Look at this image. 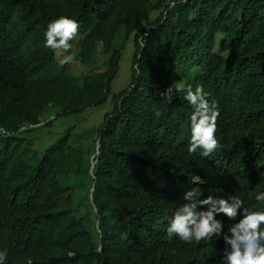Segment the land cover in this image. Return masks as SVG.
<instances>
[{
    "label": "trees",
    "instance_id": "1",
    "mask_svg": "<svg viewBox=\"0 0 264 264\" xmlns=\"http://www.w3.org/2000/svg\"><path fill=\"white\" fill-rule=\"evenodd\" d=\"M60 15L80 25V75L45 47ZM173 82L203 85L234 158L262 159L264 0H0V226L26 238V264H184L166 230L196 154L192 106L162 95ZM52 115L71 120L56 130Z\"/></svg>",
    "mask_w": 264,
    "mask_h": 264
},
{
    "label": "clouds",
    "instance_id": "2",
    "mask_svg": "<svg viewBox=\"0 0 264 264\" xmlns=\"http://www.w3.org/2000/svg\"><path fill=\"white\" fill-rule=\"evenodd\" d=\"M79 27L67 15L48 23L45 47L58 55L69 51L61 63L72 59L70 41L80 38ZM177 93L193 108L188 152L196 157L181 166L187 190L168 216L167 235L176 239L184 264H264V154L233 157L235 137L220 126L219 106L209 103L203 85L173 82L162 95L171 102ZM234 173L237 189L228 182ZM26 245L16 226H0V264H26Z\"/></svg>",
    "mask_w": 264,
    "mask_h": 264
},
{
    "label": "rangeland",
    "instance_id": "3",
    "mask_svg": "<svg viewBox=\"0 0 264 264\" xmlns=\"http://www.w3.org/2000/svg\"><path fill=\"white\" fill-rule=\"evenodd\" d=\"M156 13L154 14H151L149 18H152L155 16ZM132 37H133V34H131L129 36V38L127 40H125V44L122 48V51H121V57H120V60H119V64H118V70H117V74L115 76V78L113 79V82H112V86L114 88V90L116 91L117 89H121L123 86H125L127 84V82L129 81V63H128V60L129 62L131 61V56H132V53H133V43H132ZM123 40V38H119L118 39V42H121ZM132 44V53L130 52V45ZM71 53L72 55L70 54V56H76L74 54V50H75V46L74 47H71ZM71 61V71L73 74L75 75H80L83 73V68H82V65L81 63L72 57V59L70 60ZM88 109V108H87ZM102 110H103V107H99V108H94V112L91 115H86L87 117V124L86 125H91V126H95V123H94V120L97 121V117L100 115V119L98 120L101 121V119L103 118V115L105 113H102ZM92 119V120H90ZM53 129H56V130H63L65 127V123L67 124V122L69 120H71V118H57V117H53ZM97 122V123H98ZM48 131V128H43L40 130L41 134L42 133H46Z\"/></svg>",
    "mask_w": 264,
    "mask_h": 264
}]
</instances>
